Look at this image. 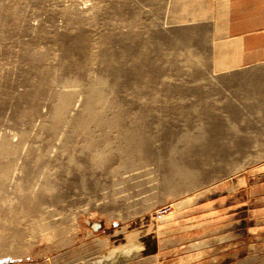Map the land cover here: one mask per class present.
<instances>
[{
	"label": "rangeland",
	"instance_id": "obj_1",
	"mask_svg": "<svg viewBox=\"0 0 264 264\" xmlns=\"http://www.w3.org/2000/svg\"><path fill=\"white\" fill-rule=\"evenodd\" d=\"M170 22L0 0V264H264V76Z\"/></svg>",
	"mask_w": 264,
	"mask_h": 264
},
{
	"label": "crops",
	"instance_id": "obj_2",
	"mask_svg": "<svg viewBox=\"0 0 264 264\" xmlns=\"http://www.w3.org/2000/svg\"><path fill=\"white\" fill-rule=\"evenodd\" d=\"M155 10L156 21H203L212 47L210 56L228 59L222 73L243 69L264 76V0H155ZM221 43L227 48L216 49ZM261 217L264 212L261 213L260 207L249 209L247 218L253 222L252 233L259 230ZM90 223L94 230L105 226L101 220ZM122 239L113 250H120L133 241L130 234ZM200 257L197 258L201 260Z\"/></svg>",
	"mask_w": 264,
	"mask_h": 264
},
{
	"label": "bare ground",
	"instance_id": "obj_3",
	"mask_svg": "<svg viewBox=\"0 0 264 264\" xmlns=\"http://www.w3.org/2000/svg\"><path fill=\"white\" fill-rule=\"evenodd\" d=\"M87 2V1H86ZM86 5V4H85ZM68 6V5H67ZM68 8V7H67ZM87 8V7H86ZM83 13V12H82ZM170 22V21H169ZM174 22V21H173ZM179 22V21H178ZM166 23H168V22H166ZM171 24H172V22H170ZM175 23V22H174ZM186 24V23H185ZM189 24V23H188ZM166 26H167V24H165ZM101 29V28H100ZM60 99V101H61V99L62 100H68L69 99V97L68 98H65L64 99V97L63 98H61V97H59ZM59 101V102H60ZM66 102H68V101H65V102H62V104L64 105ZM61 103V102H60ZM67 104H69V103H67ZM66 106H68V105H66ZM59 107V106H58ZM61 107V106H60ZM59 107V108H60ZM62 112V111H61ZM60 114V113H59ZM65 116V115H64ZM40 122V121H39ZM37 126V125H36ZM37 128V127H36ZM29 137V136H28ZM240 155V154H239ZM49 161V160H48ZM52 162V161H51ZM184 166V165H183ZM145 169V168H144ZM135 170V169H134ZM14 172V171H13ZM15 173V172H14ZM13 173V174H14ZM128 173V172H127ZM135 174V173H134ZM142 175V174H141ZM124 177V176H123ZM128 177V176H127ZM141 177V176H140ZM148 177V176H147ZM13 178V177H12ZM22 178V177H21ZM137 178V177H136ZM23 179V178H22ZM126 179V178H125ZM129 179V178H128ZM3 181V180H2ZM12 181V180H11ZM7 182V181H6ZM153 183V182H152ZM30 184V183H29ZM41 184V183H40ZM43 184V183H42ZM146 184V183H145ZM157 184V183H156ZM24 185V184H23ZM136 185V184H135ZM158 185V184H157ZM3 186V185H2ZM21 186V185H20ZM26 186V185H25ZM35 186V185H34ZM16 187V186H15ZM27 187V186H26ZM7 188V187H6ZM23 190V189H22ZM27 190V189H26ZM40 190V189H39ZM21 191V190H20ZM24 191V190H23ZM22 192V191H21ZM140 192V191H139ZM18 193V192H17ZM29 193V192H28ZM146 193V192H145ZM148 193H149V191H148ZM16 195V194H15ZM150 195V194H149ZM137 196V195H136ZM144 196V195H143ZM146 196V195H145ZM17 198V197H16ZM120 199V198H119ZM144 199V198H143ZM117 200H118V198H117ZM139 200V199H138ZM111 201H113V200H111ZM48 209V208H47ZM46 211V210H45ZM42 219V218H41Z\"/></svg>",
	"mask_w": 264,
	"mask_h": 264
}]
</instances>
